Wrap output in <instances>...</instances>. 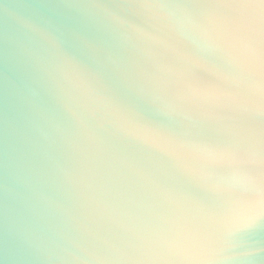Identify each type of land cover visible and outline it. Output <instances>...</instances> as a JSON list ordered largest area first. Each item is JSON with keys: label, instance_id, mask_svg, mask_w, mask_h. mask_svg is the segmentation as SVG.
Segmentation results:
<instances>
[{"label": "clouds", "instance_id": "1", "mask_svg": "<svg viewBox=\"0 0 264 264\" xmlns=\"http://www.w3.org/2000/svg\"><path fill=\"white\" fill-rule=\"evenodd\" d=\"M62 7L110 40L107 60L118 75L140 69L173 83L166 103L175 107L162 112L176 119L178 127L171 132L178 141L194 148L207 145L224 155L212 159L196 152L183 164L167 161L158 169L127 163L129 157L116 146L130 137L109 97L54 35L31 26L32 35L25 39L42 41L72 127L62 136L66 163L58 164L54 174L60 198L39 196L34 204L22 198L23 208L44 211L50 221L14 231L4 260L120 264L121 251L136 244L154 247L158 254L151 259L158 264H248L253 254L241 244L240 234L250 221L253 226L264 220L259 143L250 154L242 144L189 138L185 128L188 121H212L231 131L264 111V0H81ZM205 53L226 70L216 85L220 115L215 120L193 112L190 102H179V94L194 86L184 79L185 58ZM145 176L171 194L152 213L141 206ZM185 188L199 195L192 199Z\"/></svg>", "mask_w": 264, "mask_h": 264}, {"label": "water", "instance_id": "2", "mask_svg": "<svg viewBox=\"0 0 264 264\" xmlns=\"http://www.w3.org/2000/svg\"><path fill=\"white\" fill-rule=\"evenodd\" d=\"M81 0H0V260L13 247L14 231L26 225L43 226L50 221L46 212L38 214L23 208L22 198L36 203L39 196L60 198L54 179L58 164L66 163L63 133L70 130V115L61 103V93L50 67L45 61V48L31 26L54 35L61 49L73 57L94 79L95 86L110 99L111 110L123 125L130 140L117 144V150L128 156L127 163L144 162L160 168L163 162L183 164L196 152L209 158H220V150L194 148L177 140L170 129L178 127L175 118L162 111L175 105L166 103L175 91L173 83L140 69L120 70L119 75L108 64L112 51L110 40L62 5ZM92 46V47H90ZM192 71L184 79L194 86L187 94H179V102H190L193 112L215 120L220 113L216 85L226 70L211 53L186 57ZM71 72L72 69H69ZM189 138L216 143L226 131L212 121H188ZM141 206L152 213L159 203L171 196L151 176L143 180ZM186 194L198 196L192 188ZM42 207V206H41ZM140 213V210L133 209ZM247 241L243 247L256 249L248 264H264V220L246 229L239 237ZM33 264V262H23Z\"/></svg>", "mask_w": 264, "mask_h": 264}, {"label": "snow or ice", "instance_id": "3", "mask_svg": "<svg viewBox=\"0 0 264 264\" xmlns=\"http://www.w3.org/2000/svg\"><path fill=\"white\" fill-rule=\"evenodd\" d=\"M206 3H218L220 0H202ZM185 73L191 72L192 69L185 68ZM171 130V129H170ZM257 142L259 143V150L261 153V161L264 163V111L260 113L259 118L255 116L250 117L249 121L240 129H233L226 131L225 137L216 142L217 145H235L242 144L250 154H254L257 150ZM199 147L210 149L207 145H201ZM192 199L196 196L186 194ZM253 195L255 193L253 192ZM259 199L262 206H264V186L261 187L259 193ZM251 227V221L249 228ZM241 244H247V241L241 240ZM250 250V254L254 255V248L247 247ZM158 252L154 247L141 246L136 244H129L125 247L120 255L122 257L120 264H158L157 261L151 259V257L157 255ZM87 264V262H85Z\"/></svg>", "mask_w": 264, "mask_h": 264}]
</instances>
